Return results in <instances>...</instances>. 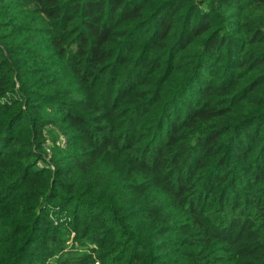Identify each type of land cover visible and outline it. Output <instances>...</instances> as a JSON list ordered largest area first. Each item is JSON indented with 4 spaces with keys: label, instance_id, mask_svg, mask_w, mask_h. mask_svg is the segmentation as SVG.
I'll use <instances>...</instances> for the list:
<instances>
[{
    "label": "trees",
    "instance_id": "16d2710c",
    "mask_svg": "<svg viewBox=\"0 0 264 264\" xmlns=\"http://www.w3.org/2000/svg\"><path fill=\"white\" fill-rule=\"evenodd\" d=\"M96 259L264 264V0H0V264Z\"/></svg>",
    "mask_w": 264,
    "mask_h": 264
},
{
    "label": "built area",
    "instance_id": "2783aa9c",
    "mask_svg": "<svg viewBox=\"0 0 264 264\" xmlns=\"http://www.w3.org/2000/svg\"><path fill=\"white\" fill-rule=\"evenodd\" d=\"M94 264H100V261L96 259Z\"/></svg>",
    "mask_w": 264,
    "mask_h": 264
},
{
    "label": "rangeland",
    "instance_id": "374dc122",
    "mask_svg": "<svg viewBox=\"0 0 264 264\" xmlns=\"http://www.w3.org/2000/svg\"><path fill=\"white\" fill-rule=\"evenodd\" d=\"M70 242V241H69ZM78 247H83V246H81V245H78ZM95 262V261H94ZM94 264V263H93Z\"/></svg>",
    "mask_w": 264,
    "mask_h": 264
}]
</instances>
